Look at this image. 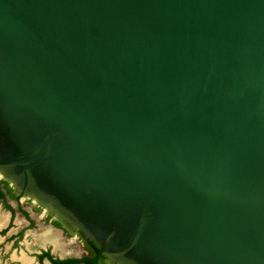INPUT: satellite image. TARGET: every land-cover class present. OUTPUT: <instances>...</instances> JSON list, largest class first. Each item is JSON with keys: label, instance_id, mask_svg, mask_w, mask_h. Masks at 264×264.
<instances>
[{"label": "water", "instance_id": "water-1", "mask_svg": "<svg viewBox=\"0 0 264 264\" xmlns=\"http://www.w3.org/2000/svg\"><path fill=\"white\" fill-rule=\"evenodd\" d=\"M0 179L93 264H264V0H0Z\"/></svg>", "mask_w": 264, "mask_h": 264}, {"label": "flooded vegetation", "instance_id": "flooded-vegetation-1", "mask_svg": "<svg viewBox=\"0 0 264 264\" xmlns=\"http://www.w3.org/2000/svg\"><path fill=\"white\" fill-rule=\"evenodd\" d=\"M23 201H25L23 194L12 185L0 180V210L4 211L6 214L5 218H0V233H3L4 235L9 234V241H16V239L22 236L23 231L36 230V224L33 217L23 209ZM36 208H39L44 212V220H41L44 223V228L41 230V234H39L42 236L37 250L33 253V262H25V264H54L47 257L40 258L44 253H47L52 260L66 261L63 264H93L94 258L98 252V248L94 244L80 238L64 221L54 216L51 212L38 206H36ZM16 220H19V225H16ZM57 223H59L60 226L57 225ZM17 226H21V229L16 231ZM51 231L57 235L55 240L56 243L59 242L61 237H77L82 242L84 251L83 255L80 257H67L64 259L54 257L50 252L53 247L52 241L47 238L48 235L50 236ZM96 264L111 263L105 258V256L101 255Z\"/></svg>", "mask_w": 264, "mask_h": 264}, {"label": "rangeland", "instance_id": "rangeland-1", "mask_svg": "<svg viewBox=\"0 0 264 264\" xmlns=\"http://www.w3.org/2000/svg\"><path fill=\"white\" fill-rule=\"evenodd\" d=\"M22 205L24 211L33 217L36 230L23 231L22 236L16 239V241H9V234L4 235L0 233V264H25V262L31 263L34 260L33 253L37 250L42 236L39 234H41V230L44 228V223L41 221L44 220V212L26 200L23 201ZM1 217H6V214L2 210H0ZM15 222L16 225L20 223L19 220ZM18 229H21V226H17L16 231ZM50 252L54 257L60 259L80 257L84 253L82 242L75 236H71L70 238L61 237L59 242L53 244Z\"/></svg>", "mask_w": 264, "mask_h": 264}, {"label": "trees", "instance_id": "trees-1", "mask_svg": "<svg viewBox=\"0 0 264 264\" xmlns=\"http://www.w3.org/2000/svg\"><path fill=\"white\" fill-rule=\"evenodd\" d=\"M57 225L60 226L59 223H57ZM44 257H47V258H48L49 260H51V262H53L54 264H63V263L66 262V261L52 260V258H51L47 253L42 254L40 258H44Z\"/></svg>", "mask_w": 264, "mask_h": 264}, {"label": "crops", "instance_id": "crops-1", "mask_svg": "<svg viewBox=\"0 0 264 264\" xmlns=\"http://www.w3.org/2000/svg\"><path fill=\"white\" fill-rule=\"evenodd\" d=\"M51 233H52V234H51ZM54 235H55L56 237H55ZM47 238L50 239V240L52 241V244H54V243H56L55 240H56V238H57V235L54 234L53 231H51V232H50V236L48 235ZM46 240H47V239H46Z\"/></svg>", "mask_w": 264, "mask_h": 264}]
</instances>
